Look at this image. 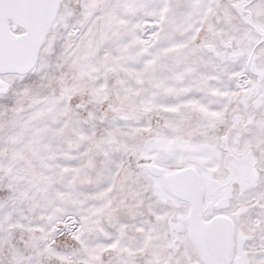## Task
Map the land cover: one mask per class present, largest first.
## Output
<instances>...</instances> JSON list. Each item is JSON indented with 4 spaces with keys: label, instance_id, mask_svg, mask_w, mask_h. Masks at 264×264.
I'll list each match as a JSON object with an SVG mask.
<instances>
[{
    "label": "snow or ice",
    "instance_id": "1",
    "mask_svg": "<svg viewBox=\"0 0 264 264\" xmlns=\"http://www.w3.org/2000/svg\"><path fill=\"white\" fill-rule=\"evenodd\" d=\"M0 264H264V0H0Z\"/></svg>",
    "mask_w": 264,
    "mask_h": 264
}]
</instances>
